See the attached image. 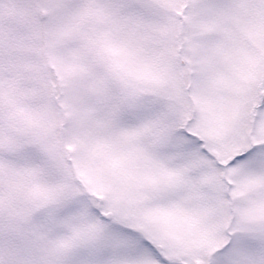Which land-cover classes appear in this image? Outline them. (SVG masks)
Instances as JSON below:
<instances>
[{
  "label": "snow or ice",
  "instance_id": "1",
  "mask_svg": "<svg viewBox=\"0 0 264 264\" xmlns=\"http://www.w3.org/2000/svg\"><path fill=\"white\" fill-rule=\"evenodd\" d=\"M0 264H264V0H0Z\"/></svg>",
  "mask_w": 264,
  "mask_h": 264
}]
</instances>
